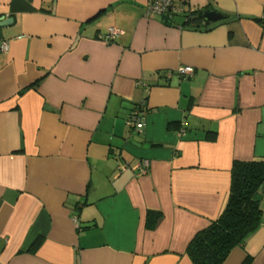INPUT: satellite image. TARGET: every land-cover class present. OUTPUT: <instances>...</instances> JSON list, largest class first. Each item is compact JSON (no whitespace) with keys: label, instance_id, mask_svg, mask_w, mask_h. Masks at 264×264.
Returning <instances> with one entry per match:
<instances>
[{"label":"crops","instance_id":"crops-1","mask_svg":"<svg viewBox=\"0 0 264 264\" xmlns=\"http://www.w3.org/2000/svg\"><path fill=\"white\" fill-rule=\"evenodd\" d=\"M146 2L0 0V264H193L232 163L264 161V0H187L224 16L198 28ZM254 199L221 264H264Z\"/></svg>","mask_w":264,"mask_h":264},{"label":"trees","instance_id":"trees-1","mask_svg":"<svg viewBox=\"0 0 264 264\" xmlns=\"http://www.w3.org/2000/svg\"><path fill=\"white\" fill-rule=\"evenodd\" d=\"M204 12L205 10H192L182 16V24L198 28L203 23ZM174 15L176 14L166 13L162 16H167L164 20L169 23L168 19ZM131 115L132 112L128 118ZM263 184L262 159L232 163L229 190L223 209L206 227L197 231L186 246V255L193 264H221L233 247L257 229L261 211L254 194ZM248 263L249 260L246 259L244 264Z\"/></svg>","mask_w":264,"mask_h":264},{"label":"built area","instance_id":"built-area-1","mask_svg":"<svg viewBox=\"0 0 264 264\" xmlns=\"http://www.w3.org/2000/svg\"><path fill=\"white\" fill-rule=\"evenodd\" d=\"M187 0H181V4H175V0H147L145 4V13L146 15H164L166 13L169 14H187L191 12L185 4ZM118 34V30L114 28H109L107 39L114 38ZM6 44L2 45L3 49H6ZM193 69L190 66L180 67L178 69L179 74H188L191 75ZM141 111H135L132 115L126 120L127 126L131 128H137V125L141 123ZM142 165L138 167V172L140 174L146 173V168L148 166V162L146 160L142 161ZM124 168V167H122Z\"/></svg>","mask_w":264,"mask_h":264},{"label":"water","instance_id":"water-1","mask_svg":"<svg viewBox=\"0 0 264 264\" xmlns=\"http://www.w3.org/2000/svg\"><path fill=\"white\" fill-rule=\"evenodd\" d=\"M203 19L206 20V21H216V20H219V19H223L224 16L216 11H206L203 13ZM5 20H0V26L2 24H4ZM264 189V184L262 186V190Z\"/></svg>","mask_w":264,"mask_h":264}]
</instances>
